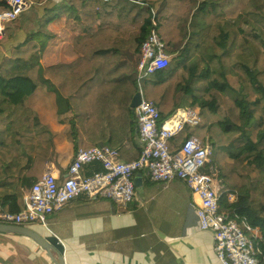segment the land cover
<instances>
[{
  "label": "trees",
  "instance_id": "trees-1",
  "mask_svg": "<svg viewBox=\"0 0 264 264\" xmlns=\"http://www.w3.org/2000/svg\"><path fill=\"white\" fill-rule=\"evenodd\" d=\"M48 1L30 0L37 7ZM137 2L145 12L140 26L75 37L63 53L70 61L44 68L40 60L53 36L48 24L61 16L77 21L76 10L43 7L36 31L8 44L6 55L3 45L13 30L6 28L11 24L5 27L0 42V211L23 210L24 193L53 156L52 133L28 103L45 85L65 103L57 120L68 125L74 153L106 147L117 150L124 163L139 157L129 105L139 91L140 48L154 29L169 62L142 79V95L156 106L158 127L180 109L197 112L200 124L185 127L169 149L178 151L191 136L208 148L201 172L215 180L218 211L253 240L264 264V244L249 232L264 229V0ZM7 9V0H0V12ZM47 11L55 13L48 17ZM229 194L234 201H228Z\"/></svg>",
  "mask_w": 264,
  "mask_h": 264
},
{
  "label": "crops",
  "instance_id": "crops-1",
  "mask_svg": "<svg viewBox=\"0 0 264 264\" xmlns=\"http://www.w3.org/2000/svg\"><path fill=\"white\" fill-rule=\"evenodd\" d=\"M52 3L57 7H73L79 19L73 21L61 16L48 24L53 36L40 60L42 68L59 63L58 57L64 55L75 37L107 28L138 27L145 18L143 4L132 0L86 3L52 0ZM33 8L31 4L15 23L6 27H11L12 37L17 36L18 42L36 31L43 16L28 21L26 16ZM10 48H6L4 55ZM39 91H43L41 97L37 96ZM56 94L45 85L29 97V106L37 115L38 112L54 114L53 118L56 116L58 122L57 113L65 111V103ZM66 128L67 135H64ZM52 144L53 156L46 161L43 175L51 174L62 180L67 177L75 154L67 124H59L56 147L53 134ZM83 171L90 175L101 171V167L94 164ZM133 183L135 197L122 211L116 210L105 199H79L54 213L47 220L45 231L37 226L29 229L42 236L56 238L64 249V264H221L214 251L212 233L197 228L196 217L190 208V191L184 183H153L146 171L136 173ZM3 214L6 213L0 211V215ZM249 232L258 244H264L263 228L254 227ZM0 264L54 263L29 238L0 233Z\"/></svg>",
  "mask_w": 264,
  "mask_h": 264
},
{
  "label": "built area",
  "instance_id": "built-area-1",
  "mask_svg": "<svg viewBox=\"0 0 264 264\" xmlns=\"http://www.w3.org/2000/svg\"><path fill=\"white\" fill-rule=\"evenodd\" d=\"M7 6L6 11L0 12V42L4 38L5 27L15 23L31 6V2L7 0ZM152 25L156 26L154 22ZM168 62L164 44L153 29L141 45L136 66V81L141 96L139 105L133 110L140 147L136 160L120 163L117 150L106 147L79 149L74 154L65 179L59 180L51 174L43 175L24 193L23 210L17 214L0 215V224L24 228L37 226L45 231L46 222L54 213L79 199H105L116 210L122 211L135 197L134 175L146 171L150 182L162 185L183 182L187 186L197 228L212 233L214 251L221 264H260L253 240L242 232L236 222L218 211L215 181L201 172L208 163V148L201 140L191 136L186 138L178 151L172 153L169 149V142L185 127L195 128L200 124L197 112L190 108L180 109L158 127V110L142 95V79L166 69ZM94 164H98L101 171L84 174V168ZM227 199L234 201V194H229Z\"/></svg>",
  "mask_w": 264,
  "mask_h": 264
},
{
  "label": "water",
  "instance_id": "water-1",
  "mask_svg": "<svg viewBox=\"0 0 264 264\" xmlns=\"http://www.w3.org/2000/svg\"><path fill=\"white\" fill-rule=\"evenodd\" d=\"M133 2H137V0H132ZM140 93L138 92L131 100L129 108L134 110L140 103ZM120 163H123L122 161ZM0 233L4 234H14L24 236L29 238L32 242H34L38 247L44 250L49 258L52 260L54 264H64L63 263V254L64 249L61 244H59L58 240L54 237L42 236L37 232L24 227H16L9 225L0 224Z\"/></svg>",
  "mask_w": 264,
  "mask_h": 264
},
{
  "label": "rangeland",
  "instance_id": "rangeland-1",
  "mask_svg": "<svg viewBox=\"0 0 264 264\" xmlns=\"http://www.w3.org/2000/svg\"><path fill=\"white\" fill-rule=\"evenodd\" d=\"M47 9H50L52 7H57L54 6L52 3V0H49L48 2H46L45 4H43ZM43 8L34 6V8L27 14L26 18L28 19V21H34L36 18L41 17L42 15H44L45 11H43ZM47 16H51L53 13H55L54 11L51 13L49 11H47ZM143 16L145 15L144 12H142ZM4 39V38H3ZM18 37L14 36L13 38H8V40L4 43L3 46H8V44H10L11 42H15L17 43L18 41ZM3 41V40H2ZM1 41V42H2ZM60 60H58L59 62H69L70 59L66 58L64 55L60 54V57H58ZM46 63V62H45ZM142 87V86H141ZM143 92V91H142ZM43 94V91H39L37 93L38 97H41ZM144 97V95H143ZM183 109H187V108H183ZM182 110V109H181ZM54 114H43V112H38V116L40 121H42L43 123L47 124L49 126V128L51 129V132L53 134V143H54V148L56 147V141H57V127L59 126V124L56 121V116L53 118ZM53 118V121H50ZM65 132V133H64ZM64 135H67V128L63 130ZM215 174V169H210V175ZM215 181V180H214ZM216 185V184H215ZM217 190V189H216Z\"/></svg>",
  "mask_w": 264,
  "mask_h": 264
},
{
  "label": "bare ground",
  "instance_id": "bare-ground-1",
  "mask_svg": "<svg viewBox=\"0 0 264 264\" xmlns=\"http://www.w3.org/2000/svg\"><path fill=\"white\" fill-rule=\"evenodd\" d=\"M181 114V112L179 113V115Z\"/></svg>",
  "mask_w": 264,
  "mask_h": 264
}]
</instances>
